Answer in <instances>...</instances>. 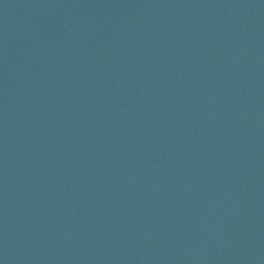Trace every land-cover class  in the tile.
Here are the masks:
<instances>
[{
    "label": "water",
    "instance_id": "water-1",
    "mask_svg": "<svg viewBox=\"0 0 264 264\" xmlns=\"http://www.w3.org/2000/svg\"><path fill=\"white\" fill-rule=\"evenodd\" d=\"M0 264H264V0H14Z\"/></svg>",
    "mask_w": 264,
    "mask_h": 264
}]
</instances>
